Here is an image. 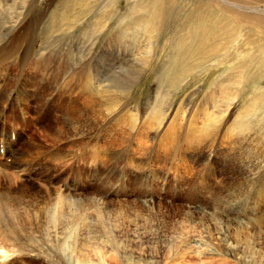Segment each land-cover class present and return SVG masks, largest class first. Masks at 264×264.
<instances>
[{
    "label": "rangeland",
    "instance_id": "374dc122",
    "mask_svg": "<svg viewBox=\"0 0 264 264\" xmlns=\"http://www.w3.org/2000/svg\"><path fill=\"white\" fill-rule=\"evenodd\" d=\"M110 1L0 0V264H264V55L167 89L173 41L141 70Z\"/></svg>",
    "mask_w": 264,
    "mask_h": 264
},
{
    "label": "bare ground",
    "instance_id": "6f19581e",
    "mask_svg": "<svg viewBox=\"0 0 264 264\" xmlns=\"http://www.w3.org/2000/svg\"><path fill=\"white\" fill-rule=\"evenodd\" d=\"M77 1L82 4V7L75 5L77 11L82 14L81 19L100 4H115L114 1L110 0ZM129 1L131 2V0ZM130 4L136 14L142 12V16H138L139 20L136 23L135 37L137 41L131 45L134 47L133 55L136 53L137 56H140L138 59H140L141 70L150 67L149 62L142 61L148 57V54L144 52L150 51L149 48L143 46L155 42L152 33H155L159 39H166V42L173 41L165 46V51L167 49L170 52V65L171 60L175 58L171 65L173 67H165L161 70L162 79L160 82L162 81L167 89L173 90L183 81L185 75H191L188 70L182 71L180 69L182 66L188 65L187 61L201 66L210 63L205 71L207 73L209 72L208 69H213L214 65H217L215 57L221 61L219 66H226L227 70H233V62L237 58L239 61L238 68L248 70L249 66L254 63L253 61L258 59L256 58L258 53H260V62L261 54L264 55V0H135ZM106 7L103 6V12H105ZM143 13L150 15L143 17ZM175 41L180 43L176 45ZM230 41L232 44L229 52L221 54V50L229 45ZM229 53L231 54L229 55ZM262 58L264 64V56ZM217 68L219 69L216 67L215 70ZM251 75H256V73ZM256 76L259 80L264 79V73ZM213 84L221 89L220 94L225 95L223 98L227 100L225 89L227 81L222 79ZM260 86L258 84L256 89V93L259 92L260 94L250 104L253 111L264 109V85L261 88ZM228 111L229 108L224 113ZM225 115L222 114L217 119L218 123L209 122L212 125L210 126L211 130L205 128V130L200 131L195 124H190L189 130L199 134L214 133L216 132L214 130L221 125ZM216 124L218 126H213ZM5 152L9 158L8 147Z\"/></svg>",
    "mask_w": 264,
    "mask_h": 264
}]
</instances>
